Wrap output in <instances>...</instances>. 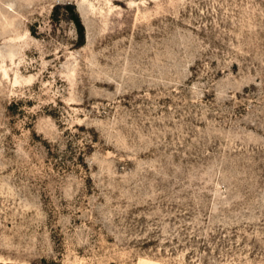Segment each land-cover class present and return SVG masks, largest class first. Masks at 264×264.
I'll use <instances>...</instances> for the list:
<instances>
[{"label": "rangeland", "instance_id": "374dc122", "mask_svg": "<svg viewBox=\"0 0 264 264\" xmlns=\"http://www.w3.org/2000/svg\"><path fill=\"white\" fill-rule=\"evenodd\" d=\"M0 264H264V0H0Z\"/></svg>", "mask_w": 264, "mask_h": 264}, {"label": "trees", "instance_id": "16d2710c", "mask_svg": "<svg viewBox=\"0 0 264 264\" xmlns=\"http://www.w3.org/2000/svg\"><path fill=\"white\" fill-rule=\"evenodd\" d=\"M75 23L77 24V26H79V28H80V31H81L82 27H81V25H80V23H79V21H78V19H77V18H75Z\"/></svg>", "mask_w": 264, "mask_h": 264}]
</instances>
